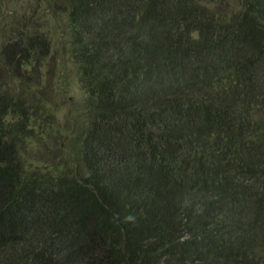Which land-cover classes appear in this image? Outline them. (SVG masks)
Here are the masks:
<instances>
[{
  "label": "trees",
  "instance_id": "1",
  "mask_svg": "<svg viewBox=\"0 0 264 264\" xmlns=\"http://www.w3.org/2000/svg\"><path fill=\"white\" fill-rule=\"evenodd\" d=\"M225 1L40 0L84 92L52 170L23 158L50 41H2L0 264H264V0Z\"/></svg>",
  "mask_w": 264,
  "mask_h": 264
},
{
  "label": "rangeland",
  "instance_id": "2",
  "mask_svg": "<svg viewBox=\"0 0 264 264\" xmlns=\"http://www.w3.org/2000/svg\"><path fill=\"white\" fill-rule=\"evenodd\" d=\"M225 3L236 7L234 0ZM44 7L40 0H0V45L17 34L22 21L28 25L33 20L50 41L49 54L36 74L41 82L39 88L44 93L34 97V117L38 129L50 122H53L54 129L49 127L40 137L30 138L23 158L28 168L52 170L57 164L65 166L61 143L80 114L84 92L70 57L64 17L50 19L44 13L38 14V10L42 11ZM42 97L48 102L43 104Z\"/></svg>",
  "mask_w": 264,
  "mask_h": 264
}]
</instances>
